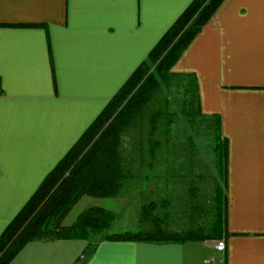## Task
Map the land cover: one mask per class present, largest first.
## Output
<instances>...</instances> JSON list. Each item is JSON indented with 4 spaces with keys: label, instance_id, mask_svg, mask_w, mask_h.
Returning <instances> with one entry per match:
<instances>
[{
    "label": "crops",
    "instance_id": "obj_1",
    "mask_svg": "<svg viewBox=\"0 0 264 264\" xmlns=\"http://www.w3.org/2000/svg\"><path fill=\"white\" fill-rule=\"evenodd\" d=\"M192 2L0 0V236ZM171 72L196 78L228 142L227 236L33 241L9 264H264V0H224Z\"/></svg>",
    "mask_w": 264,
    "mask_h": 264
},
{
    "label": "trees",
    "instance_id": "obj_2",
    "mask_svg": "<svg viewBox=\"0 0 264 264\" xmlns=\"http://www.w3.org/2000/svg\"><path fill=\"white\" fill-rule=\"evenodd\" d=\"M223 1L193 0L169 27L5 228L0 236V264H9L25 245L41 240L82 239L90 243L91 251L95 237H99L98 241L167 244L205 240L217 242L227 236L228 142L221 136L216 115L208 117L213 133L212 154L216 175L206 212L211 217L207 229L197 227L180 232L167 229V213L162 216L156 214L159 207L167 209L166 201L159 205L154 202L142 205L140 221L148 224L146 230L106 234L116 216L101 207L89 208L71 226L62 225L82 197L115 199L120 196L130 179L121 153L125 133L137 130L138 146L143 147L151 161L157 159L162 147L158 136L165 131V123L170 118L162 89L172 80L182 78L187 81L182 115L191 121L198 116L207 118L201 114L196 78L172 73L171 69ZM192 209L199 213L204 211L200 205Z\"/></svg>",
    "mask_w": 264,
    "mask_h": 264
},
{
    "label": "rangeland",
    "instance_id": "obj_3",
    "mask_svg": "<svg viewBox=\"0 0 264 264\" xmlns=\"http://www.w3.org/2000/svg\"><path fill=\"white\" fill-rule=\"evenodd\" d=\"M186 86V79L180 78L162 89L170 118L165 131L158 136L162 147L155 161L136 143L137 130L123 136L121 153L130 179L118 198L95 200L116 216L106 234L146 230L148 224L140 221L142 205L149 202L159 205L163 201L168 203L167 209L159 207L156 214L167 213V229L180 232L208 228L211 217L206 212L216 175L213 133L210 119L198 116L191 121L182 115ZM196 205L204 211L195 212L192 207Z\"/></svg>",
    "mask_w": 264,
    "mask_h": 264
},
{
    "label": "built area",
    "instance_id": "obj_4",
    "mask_svg": "<svg viewBox=\"0 0 264 264\" xmlns=\"http://www.w3.org/2000/svg\"><path fill=\"white\" fill-rule=\"evenodd\" d=\"M215 250H217V251H223L224 250V244L222 242L216 243Z\"/></svg>",
    "mask_w": 264,
    "mask_h": 264
}]
</instances>
